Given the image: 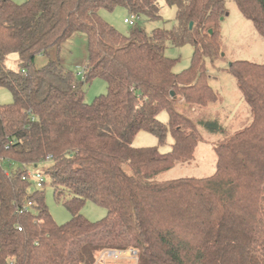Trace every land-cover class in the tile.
Returning a JSON list of instances; mask_svg holds the SVG:
<instances>
[{
	"label": "trees",
	"instance_id": "1",
	"mask_svg": "<svg viewBox=\"0 0 264 264\" xmlns=\"http://www.w3.org/2000/svg\"><path fill=\"white\" fill-rule=\"evenodd\" d=\"M165 1L176 7L175 27L147 33L137 24L126 35L101 10L156 21L159 0H0V88L13 96L0 105V264H103V252L131 249L138 264H264V65L227 68L250 107L248 126L230 132L199 123L223 136L215 174L157 179L192 163L203 141L179 104L221 101L206 62L221 52L228 0ZM232 1L264 37V0ZM76 32L87 36L82 83L59 57L36 65ZM186 44L194 47L192 64L177 74L165 52ZM13 54L15 70L7 66ZM95 79L107 82V93L87 103L84 86ZM140 132L158 146L134 147ZM46 162L55 198L72 215L64 224L51 215L44 189L29 191L27 166ZM88 201L106 217L87 219ZM28 202L34 207L25 210Z\"/></svg>",
	"mask_w": 264,
	"mask_h": 264
},
{
	"label": "rangeland",
	"instance_id": "2",
	"mask_svg": "<svg viewBox=\"0 0 264 264\" xmlns=\"http://www.w3.org/2000/svg\"><path fill=\"white\" fill-rule=\"evenodd\" d=\"M16 3H25L28 0H13ZM161 6V18L156 21H148L144 17L137 20L147 33H152L159 28L172 29L177 25L176 7L170 6L165 0H159ZM227 14L222 18L220 24L222 46L218 59L212 63L207 59L206 65L210 77V84L220 96L221 101L210 105L209 107H188L185 103L179 104V110L186 116L196 121L199 125L203 141L199 143L195 152V159L190 164H178L172 170L165 172L157 177L159 181H171L175 179L194 177H210L215 174L218 155L215 146L222 139V134L212 133V126H204L200 122L217 123L219 127L230 132H235L248 126L252 120L250 107L245 101L240 91L237 79L231 75L227 68L235 61H248L264 65V37L256 30L252 21L246 19L239 10L236 3L228 0L226 4ZM100 15L108 23L116 27L123 34H130L133 26L125 23L126 18L131 14L125 8H117L114 11L101 10ZM166 56L176 60L174 67L175 73H182L192 64L194 47L192 44L183 46L168 45ZM60 58L63 66L72 71L78 83L84 80L83 65L87 57V36L83 32H76L60 48L51 49L46 55H39L36 58V65L41 67L50 59ZM19 57L16 54L11 55L7 60V66L10 69H18ZM107 82L103 79H95L91 84L85 85V100L92 103L97 97L107 93ZM13 102L11 92L6 88H0V105H7ZM159 120L166 123L168 121L167 112L159 116ZM172 138L168 137V145L161 147L163 153L171 150ZM159 142L156 136L140 132L137 134L133 146L154 147ZM50 162L42 163L37 167L28 165L27 170L30 174H42L45 179V185L39 188L31 178L32 186L30 193L37 189L45 191V200L48 209L59 224L67 223L72 215L62 202L55 198L54 189L51 185V179L44 173ZM82 214L92 222L102 220L107 215V209L88 201L82 210ZM103 264H138L137 256L132 258H122L115 260L110 258L106 251L100 255Z\"/></svg>",
	"mask_w": 264,
	"mask_h": 264
},
{
	"label": "built area",
	"instance_id": "3",
	"mask_svg": "<svg viewBox=\"0 0 264 264\" xmlns=\"http://www.w3.org/2000/svg\"><path fill=\"white\" fill-rule=\"evenodd\" d=\"M140 17L137 16L136 14H131V17L130 18H126L125 19V23L126 24H129L130 26H136L137 25V20L139 19ZM86 65V62H84V65H83V68L85 67ZM28 178L31 182V178L34 179V182L37 184V186L39 188H42L44 185H45V179L44 177L42 176V174H36V175H33L30 174L28 172ZM33 203L32 202H28L26 207H25V210H28V209H31L33 208ZM20 231L22 230L21 228L19 229ZM107 255L110 257V258H113L115 260H120L122 258H132L133 256H137V251L134 250V249H131L127 252H123V251H106Z\"/></svg>",
	"mask_w": 264,
	"mask_h": 264
},
{
	"label": "water",
	"instance_id": "4",
	"mask_svg": "<svg viewBox=\"0 0 264 264\" xmlns=\"http://www.w3.org/2000/svg\"><path fill=\"white\" fill-rule=\"evenodd\" d=\"M193 25H194L193 23L190 24V28L191 29L193 28ZM172 96H175V93L174 92H172Z\"/></svg>",
	"mask_w": 264,
	"mask_h": 264
}]
</instances>
